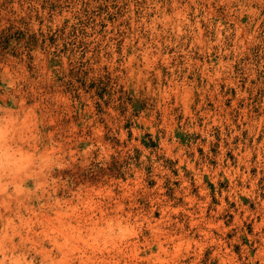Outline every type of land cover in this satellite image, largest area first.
Instances as JSON below:
<instances>
[{"label": "rangeland", "instance_id": "obj_1", "mask_svg": "<svg viewBox=\"0 0 264 264\" xmlns=\"http://www.w3.org/2000/svg\"><path fill=\"white\" fill-rule=\"evenodd\" d=\"M0 117L9 254L264 264V0H0Z\"/></svg>", "mask_w": 264, "mask_h": 264}, {"label": "clouds", "instance_id": "obj_2", "mask_svg": "<svg viewBox=\"0 0 264 264\" xmlns=\"http://www.w3.org/2000/svg\"><path fill=\"white\" fill-rule=\"evenodd\" d=\"M11 121L0 117V190L12 187L21 173L29 168L31 157L13 149L9 144ZM7 181V183L5 182ZM0 264H30L24 255L11 254L4 249L0 241Z\"/></svg>", "mask_w": 264, "mask_h": 264}]
</instances>
